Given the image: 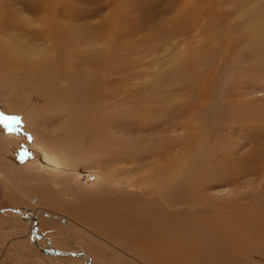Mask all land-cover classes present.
<instances>
[{
  "label": "rangeland",
  "instance_id": "1",
  "mask_svg": "<svg viewBox=\"0 0 264 264\" xmlns=\"http://www.w3.org/2000/svg\"><path fill=\"white\" fill-rule=\"evenodd\" d=\"M0 112V264H264V0H0Z\"/></svg>",
  "mask_w": 264,
  "mask_h": 264
},
{
  "label": "bare ground",
  "instance_id": "2",
  "mask_svg": "<svg viewBox=\"0 0 264 264\" xmlns=\"http://www.w3.org/2000/svg\"><path fill=\"white\" fill-rule=\"evenodd\" d=\"M56 49V48H55ZM4 52V51H3ZM3 55V54H2ZM3 56H1V58H2ZM5 57V56H4ZM17 58V57H16ZM6 60V59H5ZM8 62H10V61H8ZM9 67H10V65H8ZM14 68H16V67H14ZM63 69V68H62ZM42 94V93H41ZM33 96V95H32ZM43 100V99H42ZM93 104V103H92ZM50 105V104H49ZM7 110V109H6ZM27 110V109H26ZM71 110V109H70ZM90 110V109H89ZM32 111V110H31ZM45 111H47V110H45ZM73 111V110H72ZM71 111V112H72ZM79 111V110H78ZM82 111H84L83 109H82ZM88 112V108L87 109H85V111H84V113H87ZM91 112V111H90ZM26 113V112H25ZM70 113V112H69ZM73 113V112H72ZM34 115V114H33ZM36 116V115H35ZM65 118V117H64ZM122 119V118H121ZM28 121V120H27ZM33 122V121H32ZM90 128V127H89ZM204 128V127H203ZM87 129V128H86ZM85 129V130H86ZM124 129V128H123ZM205 129V128H204ZM71 130H73V129H71ZM88 130V129H87ZM91 130V129H90ZM89 134V133H88ZM83 135V134H82ZM95 135V134H94ZM96 140V139H95ZM86 141H88V140H86ZM90 141V140H89ZM202 143V142H201ZM46 156H47V154H46ZM48 156H49V165H45V164H43V163H40L39 161H36V162H30L29 163V166H31V167H34V168H37V167H46V166H49V167H46L47 169H52V168H55L56 170H57V168H60L61 166H68V165H70V162L71 161H69V160H63V159H65V158H63L62 159V157L60 156V154L58 153V151L56 152V150H51L50 151V154L48 153ZM109 158L108 159H110V161H114V160H116L119 156H116V157H114V158H111V156H108ZM126 158V156L125 155H122L121 154V158ZM134 157L136 158V160H137V158H138V160L140 159V154L138 155V154H135L134 155ZM246 157V156H245ZM128 158H129V156H128ZM245 160V159H244ZM253 160V159H252ZM46 161V160H45ZM69 161V162H68ZM86 162H87V160H85ZM91 161V160H90ZM109 161V162H110ZM86 162H84V163H86ZM89 162V161H88ZM108 162V163H109ZM79 163H81V162H79V161H77V159L75 160V161H73V163H71V166L72 167H75L74 169L75 170H77L78 171V169L76 168V167H78V164ZM91 163H93V162H91ZM108 163H106V165H109ZM88 164V163H87ZM86 165V164H85ZM136 166V165H135ZM188 166V165H187ZM101 167H107L108 169H109V166H105V165H101ZM99 165L96 167V169H97V177L98 176H101V178L102 177H108V176H115L116 174H114V171L116 170H110L108 173H106V172H104L103 171V169L101 168ZM250 167V166H249ZM38 169V168H37ZM39 169H41V168H39ZM124 170H126V169H124ZM190 170V169H189ZM53 171H55V170H53ZM107 171V170H106ZM120 171H123V169L122 168H119L118 169V174L120 173ZM94 172V171H93ZM116 172V173H117ZM78 172H76V175L77 176H79V173L77 174ZM95 173V172H94ZM54 174V173H53ZM106 174V175H105ZM193 175V174H192ZM187 176H188V174H187ZM114 178H116V177H114ZM113 178V179H114ZM79 179V178H78ZM147 178H145V179H141V178H138V179H136L133 183V186H136V187H140V188H144L145 187V184H146V182H147ZM171 180V179H170ZM169 182V181H168ZM181 183V182H180ZM184 184V183H183ZM127 185V184H126ZM181 185V184H180ZM123 186H124V184H123ZM158 186V185H157ZM185 186V185H184ZM183 185H182V187H184ZM186 186H187V184H186ZM181 187V188H182ZM171 188V187H170ZM180 189H176V186L174 187V188H172L171 189V191H170V193L173 195V197H174V199L176 200V204L178 203V201H177V199L176 198H178V194H179V197H180ZM155 197V196H154ZM20 210V213H27L29 216L28 217H24V218H26L27 219V222H28V224L31 226V230H33V227H35V225L36 224H38V225H36V233L37 234H35L34 236H37L38 237V239L41 237L40 236V233H41V230H40V224H39V218H38V212L36 211V212H33L31 209H29V208H23V209H19ZM168 210V209H167ZM20 213H17L16 214V216H21V214ZM44 213H46V212H43V214ZM157 213V212H156ZM168 213V212H167ZM46 214H48V213H46ZM143 214V213H142ZM49 216H52V215H50V214H48ZM167 215V214H166ZM97 216V215H96ZM53 218H54V216H52ZM137 218V217H136ZM159 219V218H158ZM139 221V220H138ZM143 222H145V221H143ZM146 222H148V221H146ZM146 222H145V224H146ZM172 222V221H171ZM194 222V221H193ZM118 223H121V222H119L118 221ZM136 223V222H135ZM151 223V222H150ZM174 223V222H173ZM107 224V223H106ZM113 225H116V226H118L117 224H114V223H112ZM138 224V223H137ZM149 224V223H148ZM168 224V223H167ZM170 224V223H169ZM168 224V225H169ZM123 225H124V223H123ZM171 225H172V223H171ZM132 226H134V225H132ZM150 226H152L151 224H150ZM149 226V227H150ZM135 227H136V225H135ZM142 227V226H141ZM169 227V226H168ZM114 228V227H113ZM116 228V227H115ZM137 228V227H136ZM140 228V227H139ZM138 228V229H139ZM144 228V227H143ZM135 229V228H134ZM147 229V228H146ZM152 229V228H151ZM159 229V228H158ZM30 230V231H31ZM145 230V229H144ZM163 230V229H162ZM139 231V230H138ZM149 231V230H148ZM156 231V230H155ZM164 231V230H163ZM169 231V230H168ZM167 231V232H168ZM165 232V231H164ZM32 233H33V231H32ZM34 234V233H33ZM149 235H150V232H149ZM161 235V234H160ZM33 236V235H32ZM133 236V235H132ZM165 236V235H164ZM37 237H36V239H37ZM43 237V236H42ZM161 238V237H160ZM36 239H34L35 240V244H36V246L37 247H39L40 248V250L44 253V254H46V255H48V256H52V257H68V256H55V255H50V254H47V253H45L42 249H44V248H42L40 245H39V243L37 242V240ZM140 239V238H139ZM138 239V240H139ZM152 239H150V241H151ZM157 240V239H156ZM159 241V240H158ZM152 242V241H151ZM151 244V243H150ZM199 245V244H198ZM204 245V244H203ZM195 246V245H194ZM50 247H53V246H50ZM48 248V247H47ZM198 252V251H197ZM193 253H194V251H193ZM196 254V253H195ZM203 254V253H202ZM83 256H88V254L86 253V252H84V254L82 255V256H80V257H83ZM69 257H73V256H69ZM75 258H77V257H75ZM208 259V258H207ZM192 260V259H191ZM194 260V259H193ZM203 261H205V260H203ZM90 264V263H89ZM202 264H207L206 262H203Z\"/></svg>",
  "mask_w": 264,
  "mask_h": 264
},
{
  "label": "water",
  "instance_id": "3",
  "mask_svg": "<svg viewBox=\"0 0 264 264\" xmlns=\"http://www.w3.org/2000/svg\"><path fill=\"white\" fill-rule=\"evenodd\" d=\"M17 213H20V210H15ZM22 216H24V217H28L29 215L27 214V213H20ZM36 225H38V224H36ZM36 225H35V227H33V233H34V235L35 234H37L36 233ZM45 253H47V254H50V255H55V256H81V255H83L84 254V252L82 251V252H79V253H75V252H66V251H61V250H59V249H55L54 247H48V248H44V249H42ZM90 261H91V259H90Z\"/></svg>",
  "mask_w": 264,
  "mask_h": 264
},
{
  "label": "snow or ice",
  "instance_id": "4",
  "mask_svg": "<svg viewBox=\"0 0 264 264\" xmlns=\"http://www.w3.org/2000/svg\"><path fill=\"white\" fill-rule=\"evenodd\" d=\"M20 123L21 118L19 116L5 115L3 112H0V126H3L4 129L11 131Z\"/></svg>",
  "mask_w": 264,
  "mask_h": 264
}]
</instances>
